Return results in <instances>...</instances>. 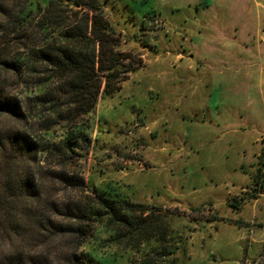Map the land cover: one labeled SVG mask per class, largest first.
I'll use <instances>...</instances> for the list:
<instances>
[{
    "label": "rangeland",
    "instance_id": "obj_1",
    "mask_svg": "<svg viewBox=\"0 0 264 264\" xmlns=\"http://www.w3.org/2000/svg\"><path fill=\"white\" fill-rule=\"evenodd\" d=\"M45 1L30 0L29 9ZM98 1L119 36L117 50L130 54L125 63L134 70L119 78V89L101 93L91 113L74 119L70 128L86 138L63 163L55 151L23 159L2 151L6 137L17 132L53 149L70 128L49 116L35 86L16 87L0 72L8 96L27 108L21 122L0 113V195L8 199L0 260L17 249L33 254L47 248L35 231L48 234L49 220L67 223L58 209L97 194L145 205L143 216L156 218L160 235L135 250L97 230L80 248L94 264H264V191L253 185L264 162V70L256 66L248 77L210 83L220 66L208 71L186 35L191 30L197 45L201 36L212 40L216 34L204 31L201 20L229 14L204 0ZM204 77V84H194ZM59 170L81 176L86 187L56 181L50 172ZM21 174L34 180L37 196L18 194ZM151 222L143 223L144 235ZM23 224L31 231L21 236ZM69 239H50L49 252L56 254L53 248Z\"/></svg>",
    "mask_w": 264,
    "mask_h": 264
},
{
    "label": "trees",
    "instance_id": "obj_2",
    "mask_svg": "<svg viewBox=\"0 0 264 264\" xmlns=\"http://www.w3.org/2000/svg\"><path fill=\"white\" fill-rule=\"evenodd\" d=\"M29 1L0 0V72L12 77L16 87L35 86L37 98L48 107L49 116L64 119L70 128L75 118L94 110L101 93L119 89L116 86L119 78L134 70L131 62L125 63L131 56L117 50L119 36L102 15L98 0H46L44 7H36L35 11L29 9ZM24 104L23 100L9 97L5 84L0 82V113L24 121L27 117ZM85 138L81 130L70 128L61 142L50 149L40 148L26 133L17 132L8 135L1 148L8 153L14 151L21 159L55 151L63 163L75 153L78 140ZM50 173L53 179L70 188L86 187L81 176L60 170ZM17 182L18 194L37 196L34 180L27 174H21ZM253 185L264 191V162L256 169ZM7 202V196L0 195V222L6 221ZM145 209L143 204L97 194L83 202H69L62 211L57 210L67 223L49 220L45 228L48 234L35 231L48 246L45 251L31 254L17 249L0 260V264H94L83 257L80 248L97 230L110 232L111 241L117 245L125 239L126 246L138 250L145 239L159 234L156 218L152 214L143 216ZM148 219L153 222L144 235L143 223ZM27 230L26 225L22 226L20 235ZM57 236L70 239L60 250L59 246L54 247L56 254H52L49 250L53 242L49 240Z\"/></svg>",
    "mask_w": 264,
    "mask_h": 264
},
{
    "label": "crops",
    "instance_id": "obj_3",
    "mask_svg": "<svg viewBox=\"0 0 264 264\" xmlns=\"http://www.w3.org/2000/svg\"><path fill=\"white\" fill-rule=\"evenodd\" d=\"M204 3L210 8L215 7L229 14V16H204L201 20L203 21L201 27L204 31L216 34L212 40L201 36V43L197 45V41L195 42L197 38H194L192 31L186 30V35L191 38L192 43H195L192 51L201 57L205 68L209 71L214 70L212 68L214 65L220 66L217 71L214 70V73L211 71L212 76L208 77L210 83H213L215 79H238V74L248 77L253 74L256 66L264 70L262 66L264 61V0H204ZM235 7L240 8L241 11ZM248 10H250L249 13ZM201 32L203 30L198 28L197 33ZM196 55L191 54L190 57L196 58ZM204 78L196 80L194 84L201 86L207 80L206 77ZM261 78L259 76V79Z\"/></svg>",
    "mask_w": 264,
    "mask_h": 264
}]
</instances>
